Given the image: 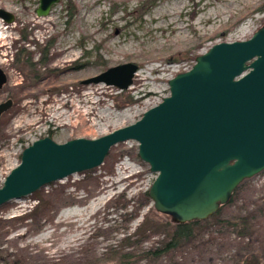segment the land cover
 I'll list each match as a JSON object with an SVG mask.
<instances>
[{"label": "rangeland", "instance_id": "obj_1", "mask_svg": "<svg viewBox=\"0 0 264 264\" xmlns=\"http://www.w3.org/2000/svg\"><path fill=\"white\" fill-rule=\"evenodd\" d=\"M263 4L60 0L47 17L37 18L38 0H0V10L15 17L9 25L0 19V69L7 78L0 103H13L0 119V187L21 152L40 138L58 144L93 140L134 124L169 95L167 82L188 71L194 57L216 44L248 40L264 24ZM48 42L53 47L45 50ZM178 53L188 56L172 63ZM127 63L139 68L127 90L83 84ZM137 153L134 141L118 144L98 168L2 206L0 259L6 264H238L239 248L258 237L264 264L260 217L252 221L258 234L254 230L244 243L212 222L202 223L183 247L145 258L170 231L147 194L156 174ZM246 181L229 214L264 202V171Z\"/></svg>", "mask_w": 264, "mask_h": 264}, {"label": "water", "instance_id": "obj_2", "mask_svg": "<svg viewBox=\"0 0 264 264\" xmlns=\"http://www.w3.org/2000/svg\"><path fill=\"white\" fill-rule=\"evenodd\" d=\"M59 1L38 0L36 17H47ZM0 19L15 22L4 10ZM138 69L119 65L83 84L124 91ZM6 81L0 69V89ZM167 84L169 95L130 126L93 140L34 141L4 178L0 208L98 168L111 148L134 141L139 159L156 174L148 197L157 213L176 225L216 214L240 184L264 171V24L248 40L212 46ZM12 106L0 103V117Z\"/></svg>", "mask_w": 264, "mask_h": 264}, {"label": "trees", "instance_id": "obj_3", "mask_svg": "<svg viewBox=\"0 0 264 264\" xmlns=\"http://www.w3.org/2000/svg\"><path fill=\"white\" fill-rule=\"evenodd\" d=\"M264 9V4L262 6ZM51 39V38H50ZM40 59V64L44 62L45 58V53ZM188 54L187 53H178L175 56H172V62L173 63H178L181 61L183 58H187ZM196 57H194L195 60ZM16 60L18 61V56L16 55ZM125 93H121V95L124 96ZM10 111V110H9ZM8 111V112H9ZM6 112L5 114H7ZM3 114L0 119L5 115ZM248 181H244L242 184H240L236 190L234 191L232 197L230 198L228 204L218 210L216 214L208 218L206 221L203 222H192V223H187V224H181V225H176L173 224L171 219L169 217L165 216V227L168 230V238L167 240L162 244L160 248H157L155 250H151L146 253L145 258L148 257H154L156 258H161L164 254H168L171 251L177 250L178 248L183 247L185 244L188 242H191L192 238L194 237V229L198 225L202 223H209L212 222L214 223L217 227L223 228L225 231H229L235 234L236 238H238L240 243H244L245 240H248L252 238L255 234L254 230L256 231V225L253 224L252 221H256L258 217L264 219V202H254L253 209L254 210H249V206L244 207L236 214L231 213L229 214L226 212V210L231 207L236 198L238 197L239 191L243 188V186L247 183ZM148 194V193H147ZM238 200V198H237ZM264 201V200H263ZM260 224V222H259ZM0 228V243L2 240V237L4 236L3 233H1ZM257 232V231H256ZM258 234V232H257ZM257 236V235H256ZM5 237V236H4ZM216 239V238H215ZM223 241L224 238L222 237ZM261 241H258V237H256V241H250L247 242L245 246L240 247L241 254L238 256L239 262L238 264H260L261 260V253L262 250L260 249L259 244ZM238 244V243H236ZM1 246V245H0ZM243 248V249H241ZM239 249L237 251H239ZM127 258V257H126ZM5 260L0 259V264H6ZM120 264H130L128 261H125L124 263Z\"/></svg>", "mask_w": 264, "mask_h": 264}, {"label": "flooded vegetation", "instance_id": "obj_4", "mask_svg": "<svg viewBox=\"0 0 264 264\" xmlns=\"http://www.w3.org/2000/svg\"><path fill=\"white\" fill-rule=\"evenodd\" d=\"M47 47H53V42H48V43L46 44V49H45V50H47Z\"/></svg>", "mask_w": 264, "mask_h": 264}, {"label": "bare ground", "instance_id": "obj_5", "mask_svg": "<svg viewBox=\"0 0 264 264\" xmlns=\"http://www.w3.org/2000/svg\"><path fill=\"white\" fill-rule=\"evenodd\" d=\"M170 61L172 62V57H171ZM172 63H173V62H172ZM140 99H141V98H140ZM140 99H137V100H140ZM60 116H61V115H60ZM94 206H95V204H94ZM94 206L92 205V206H90L89 208L92 209Z\"/></svg>", "mask_w": 264, "mask_h": 264}]
</instances>
